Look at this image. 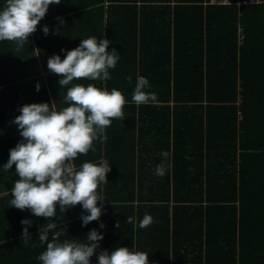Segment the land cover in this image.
Segmentation results:
<instances>
[{"label":"trees","instance_id":"16d2710c","mask_svg":"<svg viewBox=\"0 0 264 264\" xmlns=\"http://www.w3.org/2000/svg\"><path fill=\"white\" fill-rule=\"evenodd\" d=\"M104 1L108 51L115 48L120 59L109 69L110 79L73 83L115 88L128 104L124 120L105 130L108 139L94 142L95 151L74 164L106 159L111 170L105 185L111 189L99 194L106 201L138 200L113 214L136 216L138 223L145 213L153 217L136 236V251L148 253L150 264H264V0H97L100 12ZM8 59L0 45V91L22 90L15 75L3 73L15 67ZM53 75L47 79L51 99L43 84L31 102L60 110L67 106V89ZM138 76L148 79L145 91L156 94L155 103H132ZM23 97L5 109L0 103L1 187L19 179L15 165L9 171L2 166L17 144L9 137L18 128L5 124L19 108L9 104ZM162 152L169 156L161 177L155 170ZM0 199L10 202V192ZM9 204L0 208V234L17 232L21 223L15 219L21 210ZM71 210L86 214L79 204ZM25 211L31 221L40 218ZM86 226L66 231L75 236L69 241L87 243ZM96 252L91 264H97Z\"/></svg>","mask_w":264,"mask_h":264},{"label":"clouds","instance_id":"9594fccd","mask_svg":"<svg viewBox=\"0 0 264 264\" xmlns=\"http://www.w3.org/2000/svg\"><path fill=\"white\" fill-rule=\"evenodd\" d=\"M61 0H5L0 9V41L14 42L19 51L29 41L45 17L49 5L59 4ZM61 23L63 21L61 20ZM42 31L48 34V26ZM111 43L106 38L90 36L80 44L68 50L63 59L53 54L47 60L48 71L59 77L61 88H66L64 101L67 104L60 110L50 107V103H26L19 107V115L13 123L19 129L22 140L9 150L7 162L2 166L9 171L15 165L19 179L11 188L10 205L48 221L46 228L39 231V241L46 243V250L37 259L41 264H91V257L99 247L103 234L91 229L86 234L87 243L59 241L60 232H49L56 228L54 220L57 205L59 211L80 205L88 214L81 216L82 226L99 221L102 215L100 204L105 201L98 189L107 184V174L111 170L108 161L98 163L85 161L77 168L74 161L81 155L95 151L94 142L104 143L108 137L105 130L113 120H124V107L128 100L121 91L113 88L97 87L93 83L86 86L73 81H106L110 79L109 69H114L120 56L115 48L108 51ZM63 51V49H62ZM131 83V77H126ZM150 84L146 77L138 76L132 94L134 105L155 103L157 96L145 91ZM35 88L39 91L40 84ZM162 160L156 167V175H165L169 154L162 152ZM127 223L133 218L128 217ZM154 222L153 217L145 213L139 221V228H147ZM21 241L25 245L31 237L28 226L30 219H22ZM100 227H104L100 223ZM33 247L36 245L33 244ZM97 264H150L149 254L144 251H132L129 247L115 250H101L97 255Z\"/></svg>","mask_w":264,"mask_h":264},{"label":"crops","instance_id":"0c3cea01","mask_svg":"<svg viewBox=\"0 0 264 264\" xmlns=\"http://www.w3.org/2000/svg\"><path fill=\"white\" fill-rule=\"evenodd\" d=\"M3 1L4 0H0V4ZM4 4L5 1L3 2V5ZM97 5V0H61L59 4L49 5L46 15L52 13L49 17L50 19L48 22L39 23L37 30L30 35L29 41L26 42L19 51L16 50V44L14 42L2 41V44L0 45L4 46L5 53L9 54L8 62L11 64L13 63L15 66L5 69L3 73L15 75L14 78L17 80L15 83L25 86L22 90L18 87L17 90L13 91H0L1 97L7 95L9 98L7 99V97H3L5 100L0 101L3 105V109L6 108V105H8L10 100L12 103L15 98L17 99L21 96H24L21 102L9 104L13 110L19 108L23 104L33 103L31 102V97L35 95V85L37 82H39L40 86L44 84L46 91H48V96H51L47 80L48 76L52 74L47 68V60L50 56L56 54L63 59L66 52L77 47L81 40L90 36H95L97 38L100 32L102 37L106 38L107 2L104 1V10L101 11L102 13L98 10ZM61 20L63 23H61ZM43 26H48L49 28L47 35L42 31ZM171 64H173L172 61ZM51 77L54 79L56 78V81L58 82L59 77L57 75ZM13 121L14 117H11L5 125H10L14 128L17 127ZM9 138L15 143L20 142L22 137L19 134V129ZM12 187L13 186H0V197L6 192H10ZM105 189L108 190L111 188L106 187L105 184H101L99 190L103 191ZM8 203L10 202L0 199V208L6 206ZM136 203H138L137 198L130 203L129 201L124 202L122 199L114 201L105 200L99 205L102 210V215L100 216L99 221H92L86 226L87 231L96 229L103 234V239L99 242V247L96 249V253L99 254V252L103 250L104 243L108 245V247L106 246V249L108 248L109 251L115 250L120 246L129 247L130 250L136 251L138 226L135 225H138L137 217L132 216L133 222L127 223L126 219L129 216L120 217L119 215L113 214L114 211H118L117 209L120 207H123L122 210H124L125 206L130 204L135 205ZM61 213L63 212L57 210L56 217L51 219L54 220L56 228L59 227L65 230L58 231L55 230L56 228L53 229L49 232V240H51L53 232H60L61 235L59 236V241H69L71 237L75 236L66 231L72 228L78 229L77 226L81 229L83 228L80 219L82 215L75 216L73 214L75 213V210L72 211L71 208L66 209L64 213L70 215L58 221L57 217H60ZM87 214L88 213L86 212L85 215ZM29 217L30 215L26 217V211L23 210L15 219L21 222L22 219H29ZM50 222L53 221H48L44 217H40L37 221L33 219L31 225L28 226V231L31 237L27 245H25L23 241H19L22 237V230L25 227L22 223L17 224V232L0 234V264H41L37 257L40 253L46 250V243H40L38 237L39 231H43L46 228L47 223ZM100 223H103L104 227H100ZM68 235L70 237L69 239L67 237ZM33 244L36 246L33 247Z\"/></svg>","mask_w":264,"mask_h":264},{"label":"built area","instance_id":"2783aa9c","mask_svg":"<svg viewBox=\"0 0 264 264\" xmlns=\"http://www.w3.org/2000/svg\"><path fill=\"white\" fill-rule=\"evenodd\" d=\"M260 0H237L235 2H232L231 0H210V2H216L220 4H230V3H236V4H253L257 3ZM243 29L241 27L238 28V42L241 43L243 40Z\"/></svg>","mask_w":264,"mask_h":264}]
</instances>
